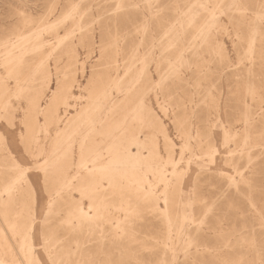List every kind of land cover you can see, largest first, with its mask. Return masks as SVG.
<instances>
[{
  "label": "rangeland",
  "instance_id": "rangeland-1",
  "mask_svg": "<svg viewBox=\"0 0 264 264\" xmlns=\"http://www.w3.org/2000/svg\"><path fill=\"white\" fill-rule=\"evenodd\" d=\"M262 4L0 0V264H261Z\"/></svg>",
  "mask_w": 264,
  "mask_h": 264
},
{
  "label": "bare ground",
  "instance_id": "bare-ground-1",
  "mask_svg": "<svg viewBox=\"0 0 264 264\" xmlns=\"http://www.w3.org/2000/svg\"><path fill=\"white\" fill-rule=\"evenodd\" d=\"M253 29H254V28H253ZM2 86H3V85H2ZM0 88H2V87L0 86ZM1 90H2V89H1ZM103 92H104V91H103ZM2 93H3V92H2ZM103 94H106V93H103ZM103 94H102V95H103ZM5 95H6V93H5ZM2 96H3V95H2ZM4 97H5V96H4ZM106 97H107V95H106ZM103 98H104V97H103ZM1 99H2V98H1ZM3 99H4V98H3ZM5 100H6V99H5ZM112 100H113V99H112ZM114 100H115V99H114ZM110 102H111V101H110ZM110 102H109V104H110ZM112 102H114V101H112ZM112 102H111V104H112ZM141 103H142V101H141ZM4 104H5V103H4ZM4 104H2V105H4ZM111 104H110V105H111ZM138 104H139V103H138ZM142 104H143V103H142ZM5 105H6V104H5ZM114 105H115V104H114ZM116 105H117V103H116ZM144 105H145V104H144ZM137 106H138V105H137ZM139 106H141V105L139 104ZM139 106H138V107H139ZM138 107H137V108H138ZM133 109H134V108H133ZM139 109H140V107H139ZM132 113H134V112L132 111ZM134 114H135V113H134ZM123 119H124V117H123ZM86 120H87V119H86ZM94 120H96V119H94ZM99 120H100V118H99ZM76 121H77V120H76ZM87 121H88V120H87ZM90 121H91V120H90ZM122 121H123V120H122ZM73 122H74V121H73ZM81 122H82V121H81ZM101 122H102V121H101ZM124 122H125V119H124ZM124 122H123V124H125ZM70 123H71V122H70ZM76 123H77V122H76ZM92 123H93V122H92ZM95 123H96V121H95ZM95 123H94V124H95ZM72 124L74 125V123H72ZM90 124H91V123H90ZM119 124H120V122H119ZM121 124H122V123H121ZM75 125H77V124H75ZM83 125L85 126V124H83ZM80 126H81V125H80ZM119 126L121 127V126H123V125H119ZM119 126H118V128L120 129ZM91 127H92V126H91ZM91 127H90V128H91ZM123 127H124V126H123ZM80 128H82V126H81ZM87 128H88V127H87ZM92 128H93V127H92ZM82 129H84V128H82ZM82 129H81V130H82ZM94 130H95V129H94ZM75 131H76V129H75ZM84 131H85V130H84ZM84 131H83V132H84ZM86 131H87V130H86ZM88 131H89V129H88ZM90 131H91V129H90ZM119 131H120V130H119ZM119 131H118V132H119ZM77 132H78V131H77ZM79 133H80V134L82 133V131H80V129H79L78 134H79ZM86 133H87V132H86ZM122 133H123V132H122ZM80 134H79V135H80ZM89 134H91V133H89ZM89 134H88V136H89ZM115 134H116V133H115ZM117 134H118V133H117ZM82 135H83V134H82ZM86 135H87V134H85V136H86ZM109 136H110V135H109ZM114 138H115V137H114ZM71 139H72V138H71ZM115 139H116V138H115ZM78 140H79V139H78ZM78 140H77V141H78ZM85 140H86V139H85ZM110 140H112V138H111ZM60 141H61V140H60ZM68 141H69V139H68ZM77 141H76V144H77ZM107 141H108V140H107ZM107 141H106V142H107ZM62 142H63V141H62ZM62 142H61V143H62ZM65 142H66V141H65ZM72 142H73V141H72ZM134 142H135V141H134ZM58 143H59V141H58ZM58 143H57V145H58ZM67 143H68V142H67ZM67 143H66V144H67ZM69 143H70V141H69ZM80 143H82V142H80ZM59 144H60V143H59ZM94 144H95V143H94ZM98 144H99V143H98ZM98 144L96 143V146H97ZM104 144H107V143H104ZM108 144H109V143H108ZM57 145H56V146H57ZM60 145H63V144H60ZM64 145H65V144H64ZM67 145H68V144H67ZM71 145H72V143L70 144V146H71ZM84 145H85V144H84ZM101 145H102V144H101ZM101 145H99V146H101ZM81 146H82V145H81ZM81 146H79V151H78V155H79V157H81V155H82V149H81ZM91 146H92V144H91ZM102 146H103V145H102ZM102 146H101V147H102ZM106 146H107V145H104V147H106ZM58 147L60 148L59 145L57 146V148H58ZM92 147H93V146H92ZM94 147H95V146H94ZM94 147H93V148H94ZM140 147H141V146H140ZM57 148H56V147L53 148V150H52V152H51V154H50L48 160L53 159L52 157H55L57 154H60V152H59V153H58V151L56 152V149H57ZM59 148H58V150H59ZM61 148H62V146H61ZM69 148H70V147H69ZM131 148H132V147H131ZM99 149H100V148H99ZM101 149H102V148H101ZM103 149H104V148H103ZM105 149H106V148H105ZM60 150H61V149H60ZM92 150H93V149H92ZM117 150H118V149H117ZM61 151H64V149L62 148ZM90 151H91V150H90ZM101 151H102V150H101ZM67 152H68V151H67ZM67 152H66V154H67ZM96 152H97V151H96ZM96 152H93V153L97 154ZM140 152H141V151H140ZM134 153H135V152H134ZM62 154L64 155V153H62ZM69 154H70V153H69ZM107 154H108V153H107ZM129 155H130V154H129ZM82 156H83V155H82ZM91 156H92V155H91ZM91 156H90V158H92ZM93 156H94V154H93ZM99 156H101V155H99ZM126 156H127V155H126ZM126 156H125V157H126ZM141 156L143 157V155H141ZM97 158H99V157H97ZM59 159H60V158H59ZM61 159H62V158H61ZM81 159H82V158H81ZM88 159H89V158H88ZM84 160H85V159H84ZM84 160H78L77 163H78V165H79L80 167H84V165H85ZM90 160H92V159H89V160H88V161H89L88 163H90ZM123 160H124V158H123ZM52 161H54V160H52ZM56 161H57V160H56ZM98 161H99V160H98ZM92 162H93V160H92ZM94 162H96V161L94 160ZM124 162H125V161H124ZM86 163H87V162H86ZM121 163H122V162H121ZM92 164H93V163H92ZM95 164H96V163H95ZM86 165H88V164H86ZM86 165H85V166H86ZM108 165H109V164H108ZM115 165H116V164H115ZM119 165H120V164H119ZM16 166H17V165H16ZM122 167H123V166H122ZM137 167H138V166H137ZM16 168H17V167H16ZM77 168L79 169V167H77ZM85 168H86V167H85ZM85 168H84V169H85ZM98 168H99V167H98ZM98 168H97L95 171H97ZM106 168H107V167H106ZM126 168H127V166H126ZM133 168H134V166H133ZM43 169H44V168H43ZM81 169H82V168H81ZM86 169H87V168H86ZM113 169H114V168H113ZM120 169H121V168H120ZM123 169H124V168H123ZM136 169H137V168H136ZM49 170H50V169H49ZM79 170H80V169H79ZM89 170H92V169H89ZM93 170H94V169H93ZM100 170H101V169H100ZM102 170H104V169L102 168ZM102 170H101V171H102ZM131 170H132V169H131ZM19 171H20V169H19ZM107 171H108V169H107ZM113 171H114V170H113ZM21 172H22V171H21ZM43 172H44V171H43ZM78 172H79V171H78ZM87 172H88V171H87ZM104 172H105V171H104ZM108 172L110 173V172H112V171H108ZM76 173H77V172H76ZM76 173H75V174H76ZM91 173H92V172H91ZM98 173H99V172H98ZM87 174H88V173H87ZM116 175H117V174H116ZM77 176H79V174H78ZM85 176H86V175H85ZM110 176H111V175H110ZM110 176H109V177H110ZM117 176H118V175H117ZM18 177H19V176H18ZM120 177H122V176H120ZM106 178H107V177H106ZM106 178H104V179H106ZM111 178H112V177H111ZM125 178H126V177H125ZM19 179H20V178H19ZM21 179H23V178H21ZM17 180H18V179H17ZM81 180H82V179H80V182H81ZM120 180H121V179H120ZM92 181H93V180H92ZM15 182H16V181H15ZM111 182H113V181H111ZM6 183H7V182H6ZM69 183H70V181H68V179H62V180L58 181V187L55 189V193H56V195L58 194V192L62 191L63 189L69 188V187H68V186L70 185ZM127 183H128V182H127ZM4 184H5V183H4ZM7 184H8V183H7ZM14 184H15V183H14ZM14 184H13V185H14ZM93 184H94V183H93ZM8 185H9V184H8ZM10 185H11V184H10ZM139 185H141V184H139ZM76 186H77V185H76ZM82 186H83V185H82ZM127 186H129V185H126V187H127ZM141 186H142V185H141ZM5 187H6V186H5ZM11 187H12V185H11ZM93 187H95V186H93ZM8 188H9V187H7V190H8ZM15 188H16V187H15ZM15 188H14V189H15ZM17 188H18V186H17ZM80 188H81V186H80ZM80 188H77V189H80ZM82 188H83V187H82ZM87 188H88V187H87ZM149 188H150V187H149ZM2 189H3V188H2ZM11 189H12V188H11ZM11 189H10V190H11ZM73 189H74V188H73ZM77 189H76V190H77ZM90 189H91V188H90ZM147 189H148V188H147ZM4 190H5V189H4ZM10 190H9V191H10ZM80 190H81V189H80ZM82 190H83V189H82ZM98 190H99V189H98ZM67 191H68V189H67ZM78 191H79V190H78ZM94 191H95V189H94ZM148 191H150V190H148ZM90 192H91V191H90ZM5 193H6V192H5ZM10 193H11V192H10ZM65 193H66V192H65ZM94 193H95V192H94ZM7 194H8V193H6V195H7ZM146 194H147V193H146ZM148 194H149V193H148ZM151 194H152V192H151ZM0 195H1V194H0ZM79 195H80V194H79ZM9 196H10V195H9ZM54 196H55V195H54ZM80 196H81V195H80ZM84 196H85V195H84ZM60 197H61V196H60ZM60 197H59V200H60ZM81 197H82V196H81ZM7 198H9V197H7ZM92 199H93V198H92ZM142 199H143V198H142ZM14 200H15V199H14ZM14 200H13V201H14ZM94 200H95V199H94ZM88 202H89V201H88ZM48 204H49V203H48ZM48 204H47V205H48ZM89 206H90V205H89ZM94 206H95V205H94ZM90 207H91V206H90ZM90 207H89V209H90ZM90 210H91V209H90ZM94 212H95V210H94ZM73 213H74L73 215L70 213V216L72 217L71 220H73V218H74V219H76L78 222H80V221H85L86 218H87V216H89V215H86L87 212L85 213V211H84L81 207H78L77 210H76V212H75V210H73ZM68 214H69V213H68ZM89 217H90V216H89ZM15 219H16V218H15ZM66 219H67V218H66ZM66 219H65V221H66ZM90 219H91V218H90ZM34 220H35V219H34ZM88 220H89V219H88ZM31 221H32V220H31ZM63 221H64V220H63ZM68 221H70V218H68ZM78 222H76V223H78ZM90 222H91V220H90ZM30 223H31V222H30ZM65 223H66V222H65ZM67 223H68V222H67ZM69 223H70V222H69ZM85 223H86V221H85ZM92 223H94V222H92ZM13 224H14V223L12 222V225H13ZM71 224H72V223H71ZM15 225H16V224H15ZM31 225H32V223H31ZM64 225H65V224H64ZM67 225H69V224H66V226H67ZM72 225H75V224H72ZM66 226H65V227H66ZM69 226H70V225H69ZM77 226H78V225H77ZM65 227H64V228H65ZM72 227H73V226H72ZM13 228H15V226H14ZM73 228H74V227H73ZM73 228H72V229H73ZM75 228H76V227H75ZM90 228H91V227H90ZM95 228H96V227H95ZM168 228H169V227H168ZM29 229H31V228H29ZM83 229H85V228H83ZM87 229H88V228H87ZM87 229H86V230H87ZM75 230H76V229H75ZM77 230H78V229H77ZM33 231H34V228H32V230H31L32 237H33V235H34V234H33ZM72 231H73V230H72ZM89 231H90V230H89ZM179 231H180V229H179ZM55 234H56V233H55ZM74 234H75V233H74ZM27 235H28V234H27ZM27 235H26V237H27ZM24 238H25V237H24ZM30 238H31V237H30ZM32 240H33V238H32ZM22 241H23V239H22ZM24 241H25V239H24ZM30 241H31V240H30ZM31 243H32V242H31ZM21 244H22V243H21ZM56 244H57V243H56ZM24 245H25V244H24ZM31 246H32V245H31ZM53 246H54V245H53ZM47 247H48V244H47ZM54 247H55V246H54ZM8 248H9V247H8ZM20 248H21V247H20ZM48 248H49V247H48ZM21 249H22V248H21ZM31 250H32V249H31ZM51 251H52V250H51ZM9 252H10V250H9ZM21 252H22V250H21ZM32 252H33V250H32ZM53 252H54V251H53ZM52 254H53V253H52ZM64 256H65V255H64ZM58 260H59V259H58ZM66 260H69V258L66 259ZM173 262H174V261H172L170 264H172ZM66 263H67V262H66ZM160 264H166V263H165L164 261H161Z\"/></svg>",
  "mask_w": 264,
  "mask_h": 264
},
{
  "label": "snow or ice",
  "instance_id": "snow-or-ice-1",
  "mask_svg": "<svg viewBox=\"0 0 264 264\" xmlns=\"http://www.w3.org/2000/svg\"><path fill=\"white\" fill-rule=\"evenodd\" d=\"M262 9H264V4H262ZM261 20L264 21V11L261 13ZM261 264H264V261H261Z\"/></svg>",
  "mask_w": 264,
  "mask_h": 264
}]
</instances>
